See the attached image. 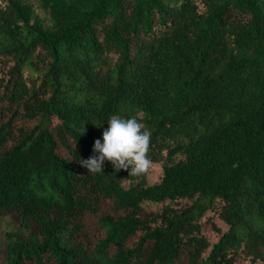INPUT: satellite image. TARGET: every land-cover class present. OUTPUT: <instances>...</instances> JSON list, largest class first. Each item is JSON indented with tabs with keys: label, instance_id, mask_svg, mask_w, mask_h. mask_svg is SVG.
I'll list each match as a JSON object with an SVG mask.
<instances>
[{
	"label": "trees",
	"instance_id": "16d2710c",
	"mask_svg": "<svg viewBox=\"0 0 264 264\" xmlns=\"http://www.w3.org/2000/svg\"><path fill=\"white\" fill-rule=\"evenodd\" d=\"M113 116L146 176L81 167ZM0 212V264H264V0H0Z\"/></svg>",
	"mask_w": 264,
	"mask_h": 264
},
{
	"label": "clouds",
	"instance_id": "9594fccd",
	"mask_svg": "<svg viewBox=\"0 0 264 264\" xmlns=\"http://www.w3.org/2000/svg\"><path fill=\"white\" fill-rule=\"evenodd\" d=\"M101 139L93 144V155L80 160V165L91 174H103L105 162L116 172L128 171L131 177L146 176L153 165L150 159L151 132L136 117L113 116Z\"/></svg>",
	"mask_w": 264,
	"mask_h": 264
},
{
	"label": "rangeland",
	"instance_id": "374dc122",
	"mask_svg": "<svg viewBox=\"0 0 264 264\" xmlns=\"http://www.w3.org/2000/svg\"><path fill=\"white\" fill-rule=\"evenodd\" d=\"M18 229V223L13 215L0 212V262L4 259L3 240L5 232Z\"/></svg>",
	"mask_w": 264,
	"mask_h": 264
}]
</instances>
